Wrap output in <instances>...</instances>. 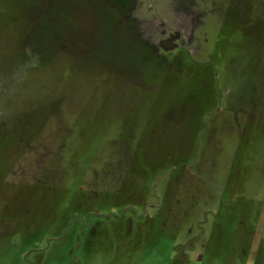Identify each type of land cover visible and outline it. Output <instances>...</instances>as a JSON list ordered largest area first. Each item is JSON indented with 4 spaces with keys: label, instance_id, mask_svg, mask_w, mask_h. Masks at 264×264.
<instances>
[{
    "label": "rangeland",
    "instance_id": "obj_1",
    "mask_svg": "<svg viewBox=\"0 0 264 264\" xmlns=\"http://www.w3.org/2000/svg\"><path fill=\"white\" fill-rule=\"evenodd\" d=\"M0 264H264V0H0Z\"/></svg>",
    "mask_w": 264,
    "mask_h": 264
}]
</instances>
